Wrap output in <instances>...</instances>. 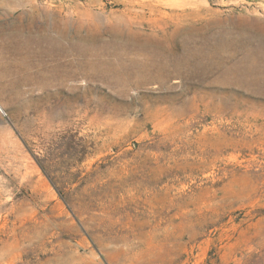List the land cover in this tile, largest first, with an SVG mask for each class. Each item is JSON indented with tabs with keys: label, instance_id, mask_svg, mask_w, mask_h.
I'll use <instances>...</instances> for the list:
<instances>
[{
	"label": "rangeland",
	"instance_id": "rangeland-1",
	"mask_svg": "<svg viewBox=\"0 0 264 264\" xmlns=\"http://www.w3.org/2000/svg\"><path fill=\"white\" fill-rule=\"evenodd\" d=\"M0 264H264V0H0Z\"/></svg>",
	"mask_w": 264,
	"mask_h": 264
}]
</instances>
